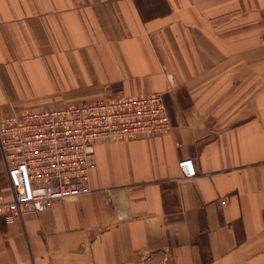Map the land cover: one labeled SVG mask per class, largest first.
I'll return each mask as SVG.
<instances>
[{
  "label": "crops",
  "instance_id": "1",
  "mask_svg": "<svg viewBox=\"0 0 264 264\" xmlns=\"http://www.w3.org/2000/svg\"><path fill=\"white\" fill-rule=\"evenodd\" d=\"M153 93L172 129L98 142L90 194L0 217V264H264V0H0V125Z\"/></svg>",
  "mask_w": 264,
  "mask_h": 264
},
{
  "label": "built area",
  "instance_id": "2",
  "mask_svg": "<svg viewBox=\"0 0 264 264\" xmlns=\"http://www.w3.org/2000/svg\"><path fill=\"white\" fill-rule=\"evenodd\" d=\"M171 129L162 93L13 112L0 125V153L11 191L10 200L0 197V217L12 222L90 194L98 142ZM179 168L185 179L196 176L193 159L181 161Z\"/></svg>",
  "mask_w": 264,
  "mask_h": 264
}]
</instances>
